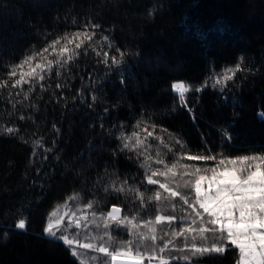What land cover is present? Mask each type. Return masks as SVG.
<instances>
[{
	"label": "trees",
	"instance_id": "obj_1",
	"mask_svg": "<svg viewBox=\"0 0 264 264\" xmlns=\"http://www.w3.org/2000/svg\"><path fill=\"white\" fill-rule=\"evenodd\" d=\"M198 1L226 4L229 0ZM244 2L247 19L264 23V0ZM87 24L100 27L85 29ZM83 30L92 32V39L85 40L77 50V57L60 70L59 77L55 76L54 67L34 87L28 100L23 99L19 88L0 89V129H16L11 134L0 130V201L18 199V202L12 200L17 202L16 212L9 219H0V264H80L72 256L71 248L62 240H50L44 228L50 218L52 223L60 218L61 232L57 235L71 223L68 234L79 231L84 241L85 229L78 230L75 225L87 224L96 231L90 223L93 209L86 207L90 200L99 202L98 212L117 206L125 216L141 213L144 219L152 220L157 237L163 238L158 239V245L172 239L182 247L184 237L164 236V232L170 231L169 222L165 219L156 225L155 215L174 216L172 225H190L192 218L197 217L183 201L160 189L159 183L186 192L188 189L182 185L194 177L183 173H193L197 167L217 166L222 148L231 158L264 152V86L255 104L246 109L244 102L252 76L250 49L231 30L196 18L182 5V0H0V73H6V66L41 50L52 39ZM69 47L74 48V44ZM227 51L232 54L230 58L225 54ZM104 52L108 53L107 61ZM113 57L121 63L112 64ZM238 64L241 71L228 73L233 75L231 81H226L223 88L213 87L215 79L222 78L227 69ZM0 79L8 77L2 75ZM173 83L190 86L183 101L173 91ZM197 87L201 91H196ZM210 101L219 109L220 124L208 150L193 147L179 132L167 128L150 108L182 104L199 120L200 103ZM21 115L25 116L24 120L19 118ZM225 130L228 136L222 145ZM134 131L139 135L130 143L135 144L139 139L140 147L135 151L122 150L118 137L121 133L131 136ZM148 132L153 135L148 136ZM177 138L187 147L181 148ZM157 153L159 159L169 166L176 162L177 167L173 170L175 175L154 177L158 183L149 186L141 163L152 157L148 166L166 171L163 164L154 162ZM205 153L214 154L216 159L186 158ZM181 164L189 167L185 169ZM113 180L117 186L127 180L125 188L131 185L141 190H159L166 199L148 204L151 216H146L140 201L133 203V194L104 190ZM74 196L77 199H70ZM20 219H26L23 230L15 227ZM199 226V222L192 225ZM112 227L116 232L114 247L132 238L123 227L117 228L114 223ZM99 230L103 231L102 223ZM135 231L147 232V229L141 227ZM186 235L191 245V234ZM136 243H140L138 237ZM225 248L223 254L197 257L196 264H237L238 249L228 243ZM140 250H145L143 245ZM183 254L191 253L166 250L158 252L151 262L145 258L142 264H159V256ZM104 259L99 256L97 263L102 264ZM169 264L188 262L170 259Z\"/></svg>",
	"mask_w": 264,
	"mask_h": 264
},
{
	"label": "snow or ice",
	"instance_id": "obj_2",
	"mask_svg": "<svg viewBox=\"0 0 264 264\" xmlns=\"http://www.w3.org/2000/svg\"><path fill=\"white\" fill-rule=\"evenodd\" d=\"M151 14L152 12L150 11L149 15ZM88 27L99 28L100 25H85V29ZM92 37V32L83 30L66 32L52 39L41 50L33 51L31 54L25 55L18 63H12L6 66L8 69L7 72L0 73V76L7 75L8 79H0V89H5L8 86L12 89L19 88L23 94V99L28 100L34 87L40 84L41 81H44L46 76L52 73L54 67L56 69L55 76L59 77L61 75L60 70L65 68L66 65L77 57L79 54L77 50L82 48L85 40H91ZM73 44L74 48L69 47ZM96 55L99 56L100 52H97ZM49 56L54 58L49 59ZM104 57L105 61H107V52H104ZM120 63L121 61L117 58H112V64L119 65ZM239 71H241L239 64L234 69H227L222 78L215 79L213 87L220 85L223 88L225 82L231 81L233 75ZM228 73H232L233 75H229ZM17 76L18 78L13 80ZM24 85H28L29 87L24 89ZM56 86L60 87L61 85L57 84ZM171 87L173 91L180 90V99L182 101L185 99L184 93L190 91V86H185L184 84L178 85L173 83ZM196 91H201V89L197 87ZM19 94L17 93V95ZM93 98L95 99V97ZM13 107L15 108L16 105L14 104ZM19 118L24 120L25 116L21 115ZM139 123L137 127H139ZM0 130L6 131L9 134L16 131L13 127ZM138 135L135 131L131 136H125L121 133L118 139L122 141V150L135 151L138 149L142 143L141 140L137 139L135 144L130 143L132 138ZM152 135V132H148V136ZM227 136L228 132L225 130L222 133V145L224 144V138ZM176 143L180 144L181 148L187 147L186 143L180 141L179 138H177ZM158 157L159 153H157V158L154 162L156 164H163L166 171H162L159 168L151 169L148 166V161L153 159L152 157H146L145 161L141 163V167L145 168V179L149 186L158 183L154 177L164 176L167 178L169 173L175 175L173 170L176 169L177 163L173 162L169 166L165 160L159 159ZM186 158L192 161H211L216 159V156L211 153H205L202 155H187ZM180 166L185 169L189 167L187 164H181ZM149 172L150 174H148ZM183 175L194 177L193 181H185L184 185H182L188 191L181 192L179 190H172L163 182L159 183V188L167 192L168 196L179 198V200L183 201V204L187 205L192 210V213H195V216L200 218V226L197 228L183 223L172 225L175 217L171 215L164 216L157 214L154 218L156 225H159L165 219L169 222L170 231L164 232V236L170 235L174 239L184 237L185 242L182 247L174 244L172 239L165 241L162 246L158 245V239L163 238L157 237V228L152 226V220L144 219L141 213L137 212L131 217L125 216L122 214L121 207L117 206H113L107 212L103 210L98 212L96 207L99 202L92 200L87 203L86 207L93 209V220L90 223L94 225L96 231L93 232L92 229L88 228L87 224L77 223L75 225L78 230L81 228L85 229V242L76 239L80 235L79 231L73 235L68 234V228L73 226L71 223L64 226L61 235H57V232H61L60 220H56L55 225L49 222L44 228V233L50 240H62L70 248L73 244H77L80 249L90 250L98 254L92 257L93 260H98L99 256L105 257L106 259L103 260L102 264H118L119 258L121 257L127 258L128 264H142L145 258L151 262L158 257V252L164 253L166 250L179 253H185L187 251L191 254L169 257L159 256V264H169L170 259L187 261L188 264H196V258L202 257L205 254H223L226 251L225 241L238 249L239 259L237 264H264V152L260 154H240L235 158H231L222 148L221 158L217 166L211 168L197 167L195 172L189 173L185 171ZM127 184L128 181L124 180L117 186L113 180L105 185L104 190L107 192L111 189L120 194H124L125 192L133 194V203L135 200H139L140 207L146 216H151V209L148 208V204L153 201L159 203L162 199H166L162 197L159 190L153 191L151 188L141 190L138 187L133 188L131 185L125 188ZM149 193L152 194L149 195ZM192 193H194V198ZM77 196L71 197L70 199L75 200ZM157 211L160 212L161 209L158 208ZM205 216L207 217L206 221L204 219ZM182 219L187 220L188 217H183ZM101 223L103 227L102 232L99 230ZM113 223L117 228L123 227L126 229V234L132 237L126 241H121L120 247H114L112 243L116 235L115 229L112 227ZM196 223L197 220L192 218L191 224L194 225ZM205 224L211 225V227L204 226ZM15 227L21 230L25 229L26 219H20ZM141 227L147 228V232L135 231ZM190 233H198L203 239H207V234L210 233L214 237L215 242L210 246L198 245L195 243L197 236L193 235V243L189 245L186 234ZM137 237L140 243H136ZM134 244L136 245L135 247H133ZM141 245L144 246V251L140 250ZM169 245H172L171 249H169ZM71 254L73 257H79L80 255L75 250H72ZM80 264H84L82 259L80 260Z\"/></svg>",
	"mask_w": 264,
	"mask_h": 264
},
{
	"label": "rangeland",
	"instance_id": "obj_3",
	"mask_svg": "<svg viewBox=\"0 0 264 264\" xmlns=\"http://www.w3.org/2000/svg\"><path fill=\"white\" fill-rule=\"evenodd\" d=\"M244 3V0H229L226 4L213 2L200 3L198 0H182V5L194 13L196 18H202L211 25L222 26L231 30L234 36L239 38L250 49L253 60L250 69L252 76L246 86L244 95V102L247 106L246 109H248V107L257 102L258 92L264 86V23L247 19ZM225 54L228 58L232 55L230 51H227ZM258 76L261 78L258 79ZM174 92L180 95L179 89ZM200 104L199 111L201 118L199 120L194 117L191 111L183 108L182 104L174 106L155 105L150 108L160 116L167 128L179 132L193 147L200 146L204 150H208L215 139L217 127L220 124V112L211 101ZM12 200H17L18 202V199L0 201L1 220L9 219L16 212L17 202ZM52 219L50 218L49 221ZM204 219L206 221L207 217L205 216ZM59 220L61 221L60 218ZM196 220L200 224V218L197 217ZM55 222H53L54 225ZM190 225L192 226V224ZM204 226L211 227V225L207 224ZM144 229L147 228L144 227ZM190 234L191 237L195 235V233ZM196 236V242H201L204 246H210L215 242L214 237L210 233L207 234V239L201 238L199 234H196ZM76 239L84 242L82 240L83 237L81 238V233ZM224 243H227V241ZM72 250L80 253L79 257H75L79 263L82 259L84 264H98V260L92 259L93 256L98 254L90 250L80 249L77 244L71 246V252ZM123 258L127 259L125 257Z\"/></svg>",
	"mask_w": 264,
	"mask_h": 264
},
{
	"label": "crops",
	"instance_id": "obj_4",
	"mask_svg": "<svg viewBox=\"0 0 264 264\" xmlns=\"http://www.w3.org/2000/svg\"><path fill=\"white\" fill-rule=\"evenodd\" d=\"M118 264H128V260L124 259V258L122 259V257H121V258H119Z\"/></svg>",
	"mask_w": 264,
	"mask_h": 264
}]
</instances>
